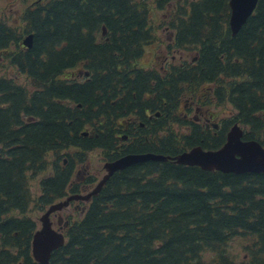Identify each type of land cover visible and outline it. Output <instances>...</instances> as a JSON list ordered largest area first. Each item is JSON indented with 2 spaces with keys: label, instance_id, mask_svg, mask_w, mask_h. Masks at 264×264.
Segmentation results:
<instances>
[{
  "label": "trees",
  "instance_id": "obj_1",
  "mask_svg": "<svg viewBox=\"0 0 264 264\" xmlns=\"http://www.w3.org/2000/svg\"><path fill=\"white\" fill-rule=\"evenodd\" d=\"M228 17V0H38L11 22L0 14V264H38L30 205L43 211L66 196L77 158L92 150L109 161L171 158L220 147L233 123L264 146V0L235 35ZM163 27L157 47L181 62L143 68L149 29ZM209 91L230 114L215 135L180 113L186 101L205 106ZM129 115L144 125L116 124ZM171 159L113 171L68 217L49 264H264V173ZM44 172L33 195L30 182Z\"/></svg>",
  "mask_w": 264,
  "mask_h": 264
},
{
  "label": "water",
  "instance_id": "obj_2",
  "mask_svg": "<svg viewBox=\"0 0 264 264\" xmlns=\"http://www.w3.org/2000/svg\"><path fill=\"white\" fill-rule=\"evenodd\" d=\"M257 1H228L230 8L228 23L232 35L238 32L252 14ZM24 44L30 47L31 35L26 37ZM242 135V129L237 124H234L228 130L226 140L220 148L203 150L200 146H195L171 158L176 163L196 165L205 170H219L234 173H264V147L257 140H242ZM167 158L170 157L153 153L132 154L107 163L106 169L109 173L100 180L91 194L96 193L105 180L117 169H122L132 163L148 159L166 160ZM87 197L79 195L69 196L65 201L51 204L40 217L41 228L35 231L31 242L32 256L39 264H48L51 252L64 242L63 235L51 227L48 215L54 210L61 209L71 199H85Z\"/></svg>",
  "mask_w": 264,
  "mask_h": 264
},
{
  "label": "rangeland",
  "instance_id": "obj_3",
  "mask_svg": "<svg viewBox=\"0 0 264 264\" xmlns=\"http://www.w3.org/2000/svg\"><path fill=\"white\" fill-rule=\"evenodd\" d=\"M28 3H29L28 0H0V14L1 15L3 14L7 18V20L9 22H11L12 20L18 19L22 15L24 8L27 5H29ZM149 14L152 17L160 18V17H162V15L168 16V11L158 12L157 9H152L151 11H149ZM161 38L163 40L167 39L166 32H164V31L162 32ZM155 48H156V46H150V45L145 46V48H144V54L145 55L141 59V62L139 63L140 66H142L143 68H150L153 58L156 60L155 61L156 67H158L161 64L162 59H163V55L160 54L157 57L153 56L152 53H154ZM191 55H192V53H186V52L182 53V57L184 59H187V60L191 58ZM171 56H174L173 59L175 61H173V63H178V56H179L178 53H176V52H173V53L170 52V54L167 53V61L171 58ZM205 88H207V86ZM207 97L208 98H206V100L211 99V101L210 102L207 101L206 104L208 106L211 104H214V97H213L211 91H209L207 93ZM216 105L217 106L211 107L212 111L214 110V112H215V117H218V116L219 117H226V116L230 115L227 112L228 110L224 109V107L222 105H218V104H216ZM62 154L64 155V152L61 151L59 153V155L61 156ZM63 157H65V156H63ZM49 159H51L50 155H49ZM100 159H101V156L99 155V153L97 151L92 150L89 153H87V155L85 157V165H87L88 169L92 172L96 167L101 166L100 165ZM45 174H46V172L39 174L38 176H36V178H33L32 181L30 182V186L32 187L33 195H36L37 193H39L38 184H39L40 179L43 176H45ZM83 174H84V171L81 169L80 175H83ZM75 204L76 203H72V205L69 208L61 210L59 212V214H61L64 217L65 213H69L70 211H73V209H71V208ZM81 206H83V203L79 204V208ZM84 207H82V208H84ZM42 213H43V211L36 209L34 207V205H30V210L28 211V215L32 219L38 220L39 216L42 215ZM81 213H82V210H80L75 217L77 218L78 216L81 215ZM52 220L54 222H56V217H53Z\"/></svg>",
  "mask_w": 264,
  "mask_h": 264
},
{
  "label": "flooded vegetation",
  "instance_id": "obj_4",
  "mask_svg": "<svg viewBox=\"0 0 264 264\" xmlns=\"http://www.w3.org/2000/svg\"><path fill=\"white\" fill-rule=\"evenodd\" d=\"M149 34H150V38L148 40H146L144 42V44L146 45H150V46H157L158 43H159V38L161 37L162 35V32L160 30L157 29H154V28H151L149 29ZM155 35L157 37H155ZM161 54L164 55L163 57V61L165 62V59H166V50L163 48L162 51H161ZM134 85H136L134 83ZM143 93V92H142ZM192 105L191 104H188V103H185L183 108H182V118L183 120L185 121H188L190 123H196V124H199L201 125L205 130L211 132L212 135H215L217 130H219V128L221 127V122H216L214 120V118L211 119V114L208 113V111H204L202 110L200 107L198 106H195L193 108V112H194V115H190V113L192 112ZM144 119L147 121L148 124L152 125L153 124V120H152V115L151 113L148 111V110H143L142 111V114H141ZM159 114H157L158 116ZM134 116V117H133ZM140 115H129L128 117H126L127 119L125 120H117L116 124L118 125H124V127H128L130 126L131 129H135L136 127H140V126H143L145 122L143 121H140V118L138 117ZM141 117V116H140ZM151 119V120H150ZM215 123H217L218 125L214 126ZM163 129H165L166 131H168L169 129V121L167 120V122H165V124H163L162 126ZM130 136L131 133L129 134ZM129 135H123L124 138H129ZM151 138V136H149ZM149 137H146V140H148ZM123 139V138H122ZM132 139V137H131ZM109 162V160H104L102 159V162H101V166L98 167L95 171L94 174H92V177L97 179L101 173L103 174L105 172V168H104V163H107ZM88 173V172H87ZM91 174V173H90ZM88 174V176L91 177V175ZM86 177H82V176H79V173L77 175L78 179L77 180H74L72 182L74 188H75V191L76 193H80V192H85L88 190V188L91 186V183L89 182L90 181V177L88 178ZM91 177V178H92ZM69 186L71 187V184H69ZM77 207V205L75 206Z\"/></svg>",
  "mask_w": 264,
  "mask_h": 264
}]
</instances>
